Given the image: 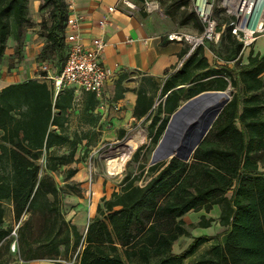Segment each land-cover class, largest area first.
Wrapping results in <instances>:
<instances>
[{
	"label": "trees",
	"instance_id": "1",
	"mask_svg": "<svg viewBox=\"0 0 264 264\" xmlns=\"http://www.w3.org/2000/svg\"><path fill=\"white\" fill-rule=\"evenodd\" d=\"M27 1L0 0V61L10 38V21L18 44L22 27L30 23ZM40 1L39 11H47L49 22L42 18L39 26L64 61L66 2ZM173 2L176 9H184L180 0ZM189 20L181 17L180 23ZM204 68L208 64L199 47L182 69L166 80L162 94H169L163 106L146 120L154 130L153 150L184 93L191 99L204 91L230 87V101L192 159L186 163L171 158L148 167L149 158L139 148L131 157L137 165L135 171L125 168L118 190L100 198L84 232L66 221L62 211L63 195H75L79 190L67 184L63 191L47 174L74 163L83 140V136L68 140L62 132L71 91L61 89L54 98L53 82L36 80L2 88L0 254L3 250L7 253L14 242L17 259L22 261H68L75 256L74 264H183L200 245L214 241L189 264H264V55L250 56L246 65L236 64L233 71L194 74ZM177 85L195 87L173 90ZM88 93L94 99L95 93ZM75 173V168L64 170L63 180ZM8 204L17 224L15 237L10 235L13 225L3 226ZM213 206L219 207L218 223L224 232L191 237L188 228L193 225L187 226L182 217L190 212H209ZM212 221L201 217L196 227H209ZM182 237L191 241L177 253L173 246Z\"/></svg>",
	"mask_w": 264,
	"mask_h": 264
},
{
	"label": "crops",
	"instance_id": "2",
	"mask_svg": "<svg viewBox=\"0 0 264 264\" xmlns=\"http://www.w3.org/2000/svg\"><path fill=\"white\" fill-rule=\"evenodd\" d=\"M65 2H72L74 12L85 18L78 29L81 43L88 47L95 38H101L105 42L106 47L100 54L99 60L100 64L111 72L101 94H95L94 99L89 98L88 91L76 86L69 85L61 88L62 91L69 90L72 93L70 107L63 113L66 122L63 123L62 132L68 140H72L74 136H83L74 156L76 161L61 167L58 171L63 173L68 168H75L76 173L62 184L68 182L79 187L75 195L72 193L63 195L62 211L66 221L84 232L88 222L95 215L100 198H108L113 191L118 190V183L106 180L101 175H93L94 181L91 183V172L88 170L89 155L106 143L122 140L133 127L146 121L159 105L163 106L169 94V92L162 94L164 83L169 76L182 69L185 60L199 47L190 50L184 43L167 41L165 36L170 33L169 28L184 26L180 23L181 17L171 18L167 26L163 10L162 15L147 13L143 9L141 0H65ZM40 3V0L27 1V12L32 25L29 29L22 27L21 31H25L22 35L20 33L19 43L22 42L18 44L14 38L8 39L10 46H13L16 52H20L24 59H30V61L29 63L26 60L19 61L17 55L12 56L13 61H10L6 46L0 61V90L8 85L29 80L50 85L53 82V77L49 73L40 78L34 75L37 65L35 56L40 50L38 32H36L37 23L40 22ZM132 5L133 9L130 8ZM111 7L114 10L108 14V9ZM105 18L106 23L101 27L99 22ZM200 30L201 28L196 29L194 34H199ZM201 48L208 68L197 69L194 74L200 75L211 70L233 71L236 64L246 65L250 56L264 55V35L247 47L235 63L240 44L227 31L223 32L217 44L207 43ZM220 76L226 80L229 79L227 75ZM210 78L212 76L200 83ZM233 78H235L234 75ZM261 78L264 80V73ZM194 87L195 85H177L173 90ZM61 89L56 93L53 87L54 98L62 92ZM226 90L230 93L232 91L230 87ZM187 97L184 93L178 102L179 106L189 100ZM92 100L95 101L94 104ZM160 116L163 118L164 114ZM51 130L58 131L57 127H51ZM84 153L85 157H83ZM47 174L52 177L57 173ZM214 207L219 215L218 206ZM182 220L184 221L183 217ZM5 224L13 225L14 228L17 226L13 220L10 204L5 206L4 227ZM174 247L175 244L173 249ZM15 264L59 263L47 259H31L17 260Z\"/></svg>",
	"mask_w": 264,
	"mask_h": 264
},
{
	"label": "built area",
	"instance_id": "3",
	"mask_svg": "<svg viewBox=\"0 0 264 264\" xmlns=\"http://www.w3.org/2000/svg\"><path fill=\"white\" fill-rule=\"evenodd\" d=\"M164 1L166 0H141L145 12L160 15H162L160 3ZM66 5L67 52L59 73L53 78L54 89L57 93L64 86L73 85L100 95L111 76L110 70L104 68L99 60L106 44L101 38H95L88 47H85L78 36V29L85 18L74 12L72 2H67ZM130 8L133 9L134 6ZM188 8L199 20L201 32L199 34L171 32L165 36L167 41L184 43L193 50L207 43L217 44L223 32L227 31L240 44V51L234 60L236 62L247 47L264 35V0H188ZM113 10L114 8H109L108 14ZM105 23L106 18L99 22V25L102 27ZM106 145L109 149L113 144ZM15 230L16 228L10 234L13 237ZM10 249L15 250L14 242ZM57 263L74 264L75 256L68 261L59 260Z\"/></svg>",
	"mask_w": 264,
	"mask_h": 264
},
{
	"label": "rangeland",
	"instance_id": "4",
	"mask_svg": "<svg viewBox=\"0 0 264 264\" xmlns=\"http://www.w3.org/2000/svg\"><path fill=\"white\" fill-rule=\"evenodd\" d=\"M173 0H166L164 2L160 3V6L164 12V15L166 18H164L166 25L168 26L169 22L171 21V18H179L180 17H185L188 16L190 20L183 24L182 28H169L168 30L170 33H184V32H190L193 33L195 32L196 29L201 28V24L199 20L197 19L196 15L188 8V0H180V3H184L185 7L184 9H176L174 2L172 3ZM186 1V2H185ZM41 4V3H40ZM48 14L47 11H41L40 12V22L42 18H46L47 22H49L48 19ZM32 24H25L23 27L25 29H29ZM37 30L38 32V39L40 42V50L39 52L36 53L35 56V61H36V73L34 74L36 78H40L42 75H52L54 78L60 70V64L63 61L64 56L62 55L61 57L58 56L56 49L53 45L49 44L46 41L45 34L43 33V29L41 26H39V23H37ZM10 38H14L17 35V31L15 30L14 24L12 21H10ZM25 30H22L20 33H22ZM169 34V33H168ZM21 39L22 36H21ZM22 41H20L21 43ZM19 43V44H20ZM7 52L9 53V60L13 61L12 56L17 55V59L19 61L29 63L30 59H24V56L20 55V52H16L13 46H10V42L7 41ZM31 55V53H30ZM33 61V59H31ZM150 121H143L142 123L138 124L136 127H133L131 131H129L125 137L122 140H119L117 142L112 143L111 148H115L118 144L122 143L127 137L133 136L140 140V145L132 152L130 158L126 161L124 166L120 168L118 171H115L114 173H108L107 171V166L109 161L111 160V148L108 149L109 146L106 144L100 146L99 149H96L93 151L92 154L89 155L90 157V164H89V172H91V178L90 181L93 183V175H101L104 179L106 180H112L114 183H118L121 178H122V173L124 172L125 168H128L129 171L134 172L137 165L135 162L131 161L132 155L139 150V148H142V153L145 154L146 157L150 158V155L152 153V138L154 135V130H151L150 126ZM63 173L58 172L55 175H52V179L55 181L57 186L63 189L65 191L68 188H65L67 184H70L73 186L75 189L76 185L72 183H63ZM51 177V176H50ZM79 187H77L78 189ZM76 189V190H77ZM65 195V194H64ZM62 204H64V197L62 200ZM219 209V207H218ZM217 209L216 207L212 208L209 212H205L203 210L198 211V212H190L186 215L183 216L184 222L187 226L193 225V227H189V232L191 237H198V236H214L221 234L224 232L222 226L218 223V218L219 215L217 214ZM201 217H205L206 219H212L213 221L211 222V225L206 228L202 227H196V224L198 221H200ZM191 241V238H186L182 237L180 238L176 243L174 247L175 252H180L182 251L187 244ZM214 241H209L207 243H204L199 246L198 250L188 259H186L183 264H189L191 261L195 260L199 256H201L212 244ZM17 251H12L9 249L6 253L4 250L0 254V262H6L8 264H15V262L18 260L17 259Z\"/></svg>",
	"mask_w": 264,
	"mask_h": 264
},
{
	"label": "water",
	"instance_id": "5",
	"mask_svg": "<svg viewBox=\"0 0 264 264\" xmlns=\"http://www.w3.org/2000/svg\"><path fill=\"white\" fill-rule=\"evenodd\" d=\"M230 99L229 90L207 91L179 106L169 116L147 166H153L171 158L189 162Z\"/></svg>",
	"mask_w": 264,
	"mask_h": 264
},
{
	"label": "bare ground",
	"instance_id": "6",
	"mask_svg": "<svg viewBox=\"0 0 264 264\" xmlns=\"http://www.w3.org/2000/svg\"><path fill=\"white\" fill-rule=\"evenodd\" d=\"M140 145V140L133 136L127 137L122 143L115 148H111V160L108 163V173H114L124 166L130 158L132 152Z\"/></svg>",
	"mask_w": 264,
	"mask_h": 264
}]
</instances>
